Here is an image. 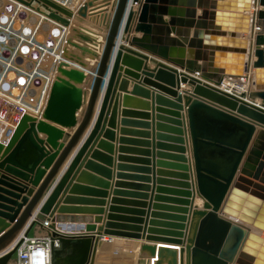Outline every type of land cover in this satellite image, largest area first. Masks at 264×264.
Here are the masks:
<instances>
[{
    "label": "water",
    "instance_id": "water-1",
    "mask_svg": "<svg viewBox=\"0 0 264 264\" xmlns=\"http://www.w3.org/2000/svg\"><path fill=\"white\" fill-rule=\"evenodd\" d=\"M17 1L31 8L36 2L38 12L67 29L71 20L89 25V8L94 6L86 0L73 13L53 0ZM113 2L106 0L114 14L105 23L106 45L79 127L77 113L85 102L89 69L84 58L97 57L85 46L94 41L76 26L67 39L65 61L59 65L42 121L37 124V118L25 115L11 137L0 141V185L11 178L24 187L22 196L31 186L25 198L12 193L22 201L13 204L18 211L0 206V219L12 223L0 232V264H10L36 228L48 232L52 264H96L98 251L113 249L96 235L145 241L140 264H147V258L154 260L148 264H264V106L252 103L260 99L264 105V0H133L137 11L131 7L128 13L129 0ZM254 4L259 9L251 17ZM125 16L126 42L144 53L119 47L97 123L51 191L93 120ZM205 32L216 36L214 49L220 52L235 46L234 66L209 69L200 51ZM198 37L202 38L196 42ZM186 44L191 49L188 61L179 51ZM149 55L160 60L151 61L154 70L146 66ZM253 57L256 61L251 62ZM249 68L255 73L253 90L240 95L223 89L226 78H243ZM123 76L125 100H151L152 113L139 115L151 120L138 123L142 128L120 129L114 174L113 106ZM129 78L138 82L131 93ZM182 85L190 90L181 92ZM51 125L74 132L66 145L57 143L64 135ZM197 200L203 201L202 207H195ZM57 215L94 218L79 227L60 223Z\"/></svg>",
    "mask_w": 264,
    "mask_h": 264
},
{
    "label": "crops",
    "instance_id": "crops-1",
    "mask_svg": "<svg viewBox=\"0 0 264 264\" xmlns=\"http://www.w3.org/2000/svg\"><path fill=\"white\" fill-rule=\"evenodd\" d=\"M74 1H73V3H71V2H66V3L60 2V4L63 5L64 7H66L67 9L71 10L73 13H76L79 5L82 4L83 2H85V0H76L75 2ZM89 1H92L94 3V6L92 8H89V17L87 19L89 25H87V27H85V26H82V25L78 24L76 21L71 20V28L76 27V26L80 27L81 29H83L82 31H86L87 37H89L90 39H92L94 41L93 45L85 44V46H87L88 49L93 51V53H95L96 57H97L96 60L92 59L90 56H85V58H84L85 61H87L88 65H89V69H87L85 71L86 74H87V79L85 80V84H84L85 102H84L83 107L77 113V119H78L77 127H79V125H80V123H81V121L83 119L84 111L86 109V106H87V103H88V100H89V97H90V94H91V89H92V86H93V78L96 76L95 72L98 69L99 61H100L101 56L103 55V52H104V49H105L106 36H107V33H106L107 25L105 23H106V20H108V18H111V16L114 14V11H113L114 8L113 7L112 8H107L106 7V0H89ZM132 1L133 0H129V4H128V7H127V13H128V11H129V9L131 7H132V9H134L135 12L137 11V6H134V7L131 6ZM113 4L116 5V0H114ZM256 12H257L256 5L254 4L253 7H252V11L249 13V15L250 14L253 15ZM202 13H203L202 10L199 9L198 12H197V16L200 17L202 15ZM126 16H125V19L123 21L119 37H118V39L116 41V48L113 50V53H112L111 61L109 63V71H108V74H107V76L105 78L104 84H103L102 89H101V93H100L99 100H98L97 105H96V109H95V113H94V116H93V120L91 121V124H90L87 132L83 136V139L81 140L80 144L74 150L72 155L69 157L67 163L65 164V166L61 170L58 178L56 179L55 183L53 184V186L50 189L51 191L55 188V186L60 181V179H62V177L65 175V173L67 171H69L68 168L71 165L73 159L77 155L78 151L81 149L82 145L86 142V140L90 136L92 130L94 129V127H95V125L97 123V120L99 118L100 111H101V108H102V105H103V102H104V99H105V96H106V92H107V89L109 87V82H110V78H111L112 69H113V67H114V65L116 63V58H117V53H118L119 47L120 46H125V47H128V48L132 49V50L139 51V50H137L136 47H134L130 43L126 42V40H125L126 37L122 33L123 32V28H124V24H125V20H126ZM166 20L169 21V18H166ZM71 28H69L68 30H70ZM97 28L102 29L103 31L102 32H97V30H96ZM49 29H51V35H52V40L53 41H54V39H56V37H58V31H60V33H61V30H64L63 28L61 29V27H56V25H55V27L54 26H51V27L49 26ZM49 31L50 30H47L46 33L50 34ZM193 33H194V30H193ZM193 33H192L191 38H190L191 41L194 39ZM132 37H139L140 38L141 35L140 34H135V35L133 34ZM172 37H174V36H172ZM228 37H230V34L228 35ZM201 38L198 37L196 42H198ZM241 38L244 39V40H248L249 43L252 44V41L249 38V36L242 35ZM202 40H203V49H201L200 51L202 52L203 55H206V57H207V65H208L209 69H213V68L214 69H220L221 67H223L225 65L229 66V67L230 66L231 67L234 66V59H235L234 58V55H235L234 50L236 49L235 46L228 45V49H230V50H228L227 52H220V51L217 50V48L214 49V47H215L214 45H216L215 42H214V40H216V36L208 35V32H205L204 37H203ZM251 46L252 45H249V50H251ZM179 51L183 52L184 60L188 61L189 58H190V51H191V49L189 48V45L186 44L183 48H180ZM195 51H198V49H196ZM139 52L140 53H144V52H141V51H139ZM222 54H224L225 57H223ZM249 54H250V51H249ZM249 54L247 55V58L250 57ZM148 57H150V62L146 63V66L148 67L149 70H154L155 69V65L151 61L154 60V61L158 62L160 60L158 58L154 57V56H150L149 55ZM41 60L42 59H40L38 61L40 63H42ZM248 61H250V60H248ZM254 61H256V58L253 57L251 59V62H254ZM58 63L59 62H57L53 66V69L55 67V71H57V73H58V68H59V65H60ZM70 65H73V64H70ZM199 65H203V62H199ZM73 66L77 67L75 65H73ZM176 69H178L179 71L184 72V73L186 72V70H181L180 68H176ZM54 73H56V72H54ZM245 75L254 80L255 73H254V71L252 69L249 68L246 71ZM193 76L199 77V74H194ZM124 79H125V76H123L121 81L118 82V85L116 87V99L114 101V106H113V109L114 110L116 109L115 129H114L115 141H114V144H113L114 153L112 155V159L114 160V168H111V171L114 172V174L116 173V165H117L118 139L121 137L120 136V129L122 127H125V126L131 128V129H139V128H142V127L140 125H138V123H151V120H147L145 118H142L139 115L148 114V115L151 116V113H152L151 112L152 111L151 110L152 109V101L151 100L150 101H146V100H143V99L138 98V97H132L131 101H126L125 100L126 94H125L124 91L121 90L122 83H123ZM153 81H155V80H153ZM229 81H231V79L230 78H226L224 83L229 82ZM128 83L129 84L127 86V89H128L127 93H131L133 91V89H134L135 84L138 83V82H136L135 80L129 78ZM147 88L150 89V90H153L149 86ZM251 89H249V91L246 94H248L251 91ZM189 90H190V88L188 87V85H182L181 92L189 91ZM50 91H51V89L48 88V90L43 89L42 92H38V97H40L39 101H37V106H35V108H33V110H31V111H40L41 107L43 106L44 102L46 101L45 99L46 98L48 99ZM47 92H48V95L46 94ZM252 103L255 104V105H259V106H264L263 102L260 99H257L255 102H252ZM124 112H128V113H131V114H128L127 117H125L124 114H123ZM34 115H35V117L37 116L36 117L38 119L37 124L40 123L42 121V118L39 117L40 115L33 114V116ZM110 119H111V117H110ZM123 121L130 122V124L127 123V125H124ZM108 126H109V124H108ZM52 127L56 128L55 126H52ZM77 127L75 129H77ZM56 129L62 131L63 135H64L63 136L64 138L61 141L57 142V143L59 145L60 144L61 145H66L67 143L65 142V140H66L67 136L68 135L72 136L74 132H71V131H68V130H65V129H62V128H56ZM107 129H109V128H107ZM39 137L41 139L47 141V136H45L43 134H40ZM103 137L101 138V140H103ZM96 150H97V148L95 149V151ZM84 171H85V169L83 170V172ZM23 177H24L25 181H27V182L29 181V179L27 178L26 175L23 176ZM78 180H79V178L77 179V181ZM12 182L13 181L10 178L7 182H5L2 185H0V189H2V190H0V197H5V201H3V200L1 201V199H0V206L1 205H10L11 208H9V209H11V210L13 209L14 210V208H15V211H18L17 208L15 207V205H13V204L14 203H19V205H20V203L22 201L18 200L19 201L18 202L17 200H15L12 197V193H15L14 195H20L21 197L25 198L27 196V194H28L27 193L28 188L30 189L31 186L28 185V188L25 190V194H23V196H22L21 193H22V191L24 192V190H23L24 187L22 186V184H18L16 182H14V183H16V184H14ZM114 182H115V178L110 182V185H111V183L113 185ZM85 183L90 185L88 181L85 182ZM112 190H113V188H110L108 190V193L110 194L109 198H108V201H110ZM50 192H49V194H50ZM8 193H11V194H8ZM48 196L49 195H47L46 198L41 202V204L37 208V211L35 212V215L39 211V209L42 207L43 203L47 200ZM59 196H61V195L59 194ZM11 201L13 203L9 204V202H11ZM197 201H199V200H197ZM197 201H196L195 207L196 208L197 207H201L202 204L200 206L197 205ZM108 206H109V202H108V205H107L106 209L108 208ZM12 207H14V208H12ZM22 209H24V207ZM21 211H19V213ZM57 217H59L60 223L67 224V225H70V223H73V224L76 223V225L79 226V227H82V226L86 225V222H90L91 221L90 219L94 218V216H75V217H73V216H60V215H57ZM31 221H32V219L30 220L29 224L31 223ZM5 224L12 225V223L9 222L8 218H7V220L0 219V225H1L0 226V232L5 229ZM98 227H102V224H99ZM63 232L65 234H67V235L84 234L83 231H63ZM263 235H264V233L261 234V236L264 238ZM96 237L100 240V243L101 242H106V243H110V244L113 245V249L111 251H108V252L107 251H104V252L98 251L97 252L96 264H140L141 263L142 260L140 259V252H141V247L143 245L147 244L145 241H143V240L137 241V240L110 238V237H107V236H104V235H102V236L96 235ZM30 239H41V240L49 239L48 238V232L46 230H41L40 228H36L34 230V232H32V234L30 235ZM149 245H156V244H149ZM66 254L69 255L70 252L67 251ZM144 261H147L145 263L148 264V263H150L148 261H154V260H152L151 258H147ZM10 264H18V259H17L16 256L13 258V260L11 261Z\"/></svg>",
    "mask_w": 264,
    "mask_h": 264
},
{
    "label": "rangeland",
    "instance_id": "rangeland-1",
    "mask_svg": "<svg viewBox=\"0 0 264 264\" xmlns=\"http://www.w3.org/2000/svg\"><path fill=\"white\" fill-rule=\"evenodd\" d=\"M53 1L73 3L74 0ZM0 4V141L5 142L25 115L35 117L33 114L40 112L42 118V109L31 110L39 101L38 92L52 89L58 75L53 66L65 61L63 53L72 29L68 30L38 12L36 2H33V8L17 0H0ZM55 25L64 30L58 31L59 38L53 41L49 26ZM81 34L87 36L86 31ZM40 59L42 63L38 61Z\"/></svg>",
    "mask_w": 264,
    "mask_h": 264
},
{
    "label": "built area",
    "instance_id": "built-area-1",
    "mask_svg": "<svg viewBox=\"0 0 264 264\" xmlns=\"http://www.w3.org/2000/svg\"><path fill=\"white\" fill-rule=\"evenodd\" d=\"M247 76L238 79L245 83ZM246 92H237L242 94ZM18 264H52V243L49 239H28L17 251Z\"/></svg>",
    "mask_w": 264,
    "mask_h": 264
},
{
    "label": "bare ground",
    "instance_id": "bare-ground-1",
    "mask_svg": "<svg viewBox=\"0 0 264 264\" xmlns=\"http://www.w3.org/2000/svg\"><path fill=\"white\" fill-rule=\"evenodd\" d=\"M7 3V2H6ZM1 5V4H0ZM256 5V4H255ZM253 7V6H252ZM258 9H259V7H257L256 6V10L258 11ZM251 11H252V9H251ZM256 14V13H255ZM255 14H253V15H251V17H253ZM30 15L31 16H36V18H38L39 17V15H34V14H31L30 13ZM35 18V17H34ZM122 32V31H121ZM123 33V32H122ZM39 85V84H38ZM250 88H254V80L253 79H251L250 77H248L247 76V80H246V82L245 83H242V82H240V81H237V80H235V79H233V80H231V81H229V82H226V83H224V87H223V89L224 90H227V91H229V92H231V93H236V91L237 92H248L249 91V89ZM251 89V90H252ZM49 92V91H48ZM48 92L46 93L47 95H48ZM46 101H47V98L45 99ZM46 101L44 102V104H43V106L41 107V109L43 110V108L45 107V104H46ZM40 109V110H41ZM32 113H34V112H32ZM34 114H37L36 112L34 113ZM37 115H40V112H39V114H37ZM5 131V130H4ZM4 134H5V132H4ZM6 135V134H5ZM202 204V206H203V202L201 201V200H199V201H197V205H201ZM201 206V207H202ZM264 236V235H263Z\"/></svg>",
    "mask_w": 264,
    "mask_h": 264
}]
</instances>
